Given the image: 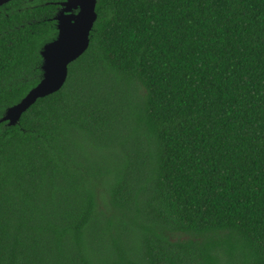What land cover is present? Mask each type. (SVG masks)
I'll return each mask as SVG.
<instances>
[{"label":"trees","instance_id":"trees-1","mask_svg":"<svg viewBox=\"0 0 264 264\" xmlns=\"http://www.w3.org/2000/svg\"><path fill=\"white\" fill-rule=\"evenodd\" d=\"M48 1L0 9V118ZM95 11L63 88L0 124V264H264V0Z\"/></svg>","mask_w":264,"mask_h":264},{"label":"water","instance_id":"water-1","mask_svg":"<svg viewBox=\"0 0 264 264\" xmlns=\"http://www.w3.org/2000/svg\"><path fill=\"white\" fill-rule=\"evenodd\" d=\"M13 0H0V8ZM97 0H66L55 18L56 36L40 50L41 79L24 98L5 110L0 124L16 126L22 115L37 100L60 91L68 78L69 65L79 59L89 48L90 33L97 20ZM72 11H76L72 14Z\"/></svg>","mask_w":264,"mask_h":264},{"label":"flooded vegetation","instance_id":"flooded-vegetation-1","mask_svg":"<svg viewBox=\"0 0 264 264\" xmlns=\"http://www.w3.org/2000/svg\"><path fill=\"white\" fill-rule=\"evenodd\" d=\"M13 1H15V0H13ZM13 1H11V2H13ZM29 1H32V0H29ZM66 0H56V1H54L53 2V0H49L48 2H46V4L47 5H49V6H51L52 8H54L53 10H48L47 12V14L44 16V18L42 19V20H47V21H50V22H52L53 23V25L54 26H52V28L53 29H55V32L57 33V30H56V26H57V24H56V21H55V18L57 17V15H58V13L61 11V9H62V3H64ZM11 2H9V3H11ZM8 3V4H9ZM8 4H6V5H4L3 7H1V8H4V7H6ZM0 8V9H1ZM76 11H72V14H74ZM56 33H55V36H56ZM54 36V37H55ZM53 37V38H54Z\"/></svg>","mask_w":264,"mask_h":264}]
</instances>
